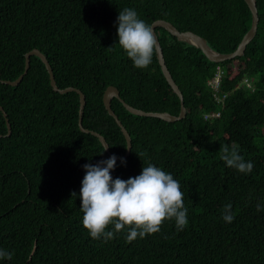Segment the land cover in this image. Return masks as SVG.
I'll return each instance as SVG.
<instances>
[{
	"label": "trees",
	"instance_id": "16d2710c",
	"mask_svg": "<svg viewBox=\"0 0 264 264\" xmlns=\"http://www.w3.org/2000/svg\"><path fill=\"white\" fill-rule=\"evenodd\" d=\"M258 25L244 53L210 61L195 45L156 27L165 64L183 95L186 115L176 121L130 113L117 98L111 108L131 138L127 163L113 178L138 175L150 162L173 175L184 193L188 224L126 242V230L110 240L92 239L82 226L78 193L82 166L109 155L99 139L79 128V95L59 93L36 56L15 86L0 81V249L13 253L0 264H264V0H256ZM133 8L151 25L157 19L204 37L220 53L233 52L252 22L245 0H0V80L24 71L25 54L43 53L56 85L85 95L84 128L104 136L111 154L126 141L103 103L108 86L129 105L178 115L180 101L166 81L156 51L137 69L119 47L115 20ZM237 61L236 69L231 64ZM224 70L223 107L207 85ZM253 80L254 90L240 82ZM220 111L215 118L203 115ZM233 144L254 165L250 174L228 168L221 149ZM231 204L234 220L221 218ZM109 225L106 231L112 230Z\"/></svg>",
	"mask_w": 264,
	"mask_h": 264
},
{
	"label": "clouds",
	"instance_id": "9594fccd",
	"mask_svg": "<svg viewBox=\"0 0 264 264\" xmlns=\"http://www.w3.org/2000/svg\"><path fill=\"white\" fill-rule=\"evenodd\" d=\"M119 47L137 69H147L153 62L156 38L149 24L141 19L133 8H123L114 22ZM102 144V154L107 150ZM121 166L127 161L115 154L95 164L82 166L84 175L79 192L72 196L80 199V222L89 236L94 239L110 240L118 232L126 230V242L137 237L160 231L165 220H171L177 231H183L188 224V209L184 205V193L180 182L173 175L150 162L145 161L140 173L126 180L113 178L111 170L117 160ZM220 159L228 168L242 174H250L253 163L240 155L239 146L233 144L221 149ZM256 211H264V205L257 204ZM221 218L231 223L234 220L231 204H225ZM111 225L112 230L106 231ZM13 253L0 249V261L11 260Z\"/></svg>",
	"mask_w": 264,
	"mask_h": 264
},
{
	"label": "water",
	"instance_id": "95a60500",
	"mask_svg": "<svg viewBox=\"0 0 264 264\" xmlns=\"http://www.w3.org/2000/svg\"><path fill=\"white\" fill-rule=\"evenodd\" d=\"M246 4L248 5L250 11H251V16H252V22H251V26L249 28V30L246 32V34L243 36L242 40L240 41L239 45L237 46V48L230 53H220L217 52L215 50H213L207 43L206 39L192 31H180L178 30L171 22L163 20V19H157L155 21L152 22V24L150 25L152 30H153V35L156 38V47H155V51H156V56L158 59V63L160 65L161 71L166 79V81L168 82V84L172 87L174 93L178 96L179 101H180V112L178 115H172L168 112H152V111H144L141 110L139 108H135L131 105H129L128 103H126L119 94V90L118 88L114 87V86H108L106 88V90L103 93V103L105 106V109L107 110L108 114L111 115L114 119L115 122L117 123V125L120 127V130L125 138L126 141V152L124 155L122 156H117V157H124L126 158L131 151V138L130 135L128 133V131L126 130V128L123 126L122 122L119 120L118 116L114 113V111L111 108V100L113 98H117L118 100H120V102L123 104V106L126 108V110H128L130 113L135 114V115H140V116H151V117H157V118H161L167 121H176L179 119H182L185 115H186V108L184 106V102H183V95L181 90L179 89L178 85L175 83V81L173 80L166 64L164 61V57H163V52H162V48L160 46L159 40H158V36L155 32V28L156 27H162L164 28L169 34H171L172 36H174L177 40L179 41H183L186 42L188 44L191 45H195L196 47H198L203 54L212 62H222L225 60H229V59H233L237 56H241L244 53V50L246 48V45L251 41V39L255 36L256 30H257V25H258V13H257V5H256V0H245ZM31 55H36L38 56L42 62L44 63L48 73H49V79H50V85L52 86L54 91H57L59 93H65L68 91H75L78 95H79V120H78V124H79V128L81 131L83 132H88L93 134L94 136H96L101 145L103 143H107L106 139L104 138L103 135H101L100 133L93 131V130H89L83 127L82 125V115H83V109L85 106V95L84 93L77 88H74L72 86L66 87V88H59L56 85L55 79H54V75L52 72V68L46 58V56L41 53L38 49H32L29 52H27L25 54V68L23 73L15 80H0L2 83L11 85V86H15L17 85L23 78V76L27 73L28 68H29V57ZM0 110L2 111L6 122H7V128H8V134H10V124L8 123V119L6 116L5 111L3 110V107L0 105ZM108 144V143H107ZM106 152L109 155H113L110 153L109 150V146H107V150Z\"/></svg>",
	"mask_w": 264,
	"mask_h": 264
},
{
	"label": "built area",
	"instance_id": "2783aa9c",
	"mask_svg": "<svg viewBox=\"0 0 264 264\" xmlns=\"http://www.w3.org/2000/svg\"><path fill=\"white\" fill-rule=\"evenodd\" d=\"M224 74V70L217 66L214 75L207 80V85L212 91L213 100L220 106L223 107L226 93H220L221 78ZM240 85L245 86L250 90H254L253 80L248 77H244L240 82ZM220 115V111H212L203 115L204 119L215 118Z\"/></svg>",
	"mask_w": 264,
	"mask_h": 264
},
{
	"label": "rangeland",
	"instance_id": "374dc122",
	"mask_svg": "<svg viewBox=\"0 0 264 264\" xmlns=\"http://www.w3.org/2000/svg\"><path fill=\"white\" fill-rule=\"evenodd\" d=\"M237 66H238V62H237V61H234V62L231 64V67H232L233 69H236Z\"/></svg>",
	"mask_w": 264,
	"mask_h": 264
}]
</instances>
